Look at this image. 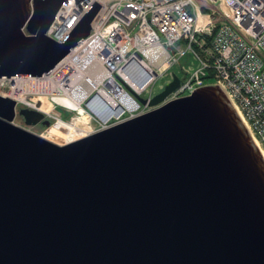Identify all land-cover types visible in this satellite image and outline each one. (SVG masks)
<instances>
[{
	"label": "water",
	"instance_id": "obj_1",
	"mask_svg": "<svg viewBox=\"0 0 264 264\" xmlns=\"http://www.w3.org/2000/svg\"><path fill=\"white\" fill-rule=\"evenodd\" d=\"M63 0H0V76L38 77L85 37L45 35ZM80 138L0 95V264H264V159L223 91L206 84ZM16 108V109H15Z\"/></svg>",
	"mask_w": 264,
	"mask_h": 264
},
{
	"label": "built area",
	"instance_id": "obj_2",
	"mask_svg": "<svg viewBox=\"0 0 264 264\" xmlns=\"http://www.w3.org/2000/svg\"><path fill=\"white\" fill-rule=\"evenodd\" d=\"M93 1L99 7L87 35L46 73L80 62L87 67L92 61L94 72L104 74L99 87L109 91L110 80L135 103L112 122L149 109L125 86L149 99L174 73L178 84L164 102L216 84L264 159V0H63L45 35L60 42ZM19 77L31 76H0V91L6 95L14 87L18 92L14 84ZM132 84L139 89L134 91ZM36 91L27 92L42 94Z\"/></svg>",
	"mask_w": 264,
	"mask_h": 264
},
{
	"label": "bare ground",
	"instance_id": "obj_3",
	"mask_svg": "<svg viewBox=\"0 0 264 264\" xmlns=\"http://www.w3.org/2000/svg\"><path fill=\"white\" fill-rule=\"evenodd\" d=\"M93 65L92 61L87 67L86 62H80V65H76L74 68L58 67L40 77L15 78L14 86L19 88V91L15 92L13 87L7 91L6 95L22 102V105L26 107L43 112L45 116L51 115L55 111L53 109L55 104L73 111L75 117H72L69 123L62 121L57 116L54 117L57 124L68 127L69 134L66 137V143L91 132L79 117L85 113V109L81 105L84 100L87 99L86 106L99 118L102 124L122 112L121 104L135 107V103L128 99L124 91L110 80L107 81L109 91L99 87L98 80L101 77L104 78V74L94 72ZM85 69L89 72H86ZM59 71H62L60 76L57 75ZM139 84H132L131 88L137 91L140 87ZM30 90H37L36 92L43 95L24 96V93ZM47 94H50L49 97L45 96ZM45 102L48 103L47 108H44ZM78 123L81 124L80 128H77Z\"/></svg>",
	"mask_w": 264,
	"mask_h": 264
},
{
	"label": "rangeland",
	"instance_id": "obj_4",
	"mask_svg": "<svg viewBox=\"0 0 264 264\" xmlns=\"http://www.w3.org/2000/svg\"><path fill=\"white\" fill-rule=\"evenodd\" d=\"M186 59H187L186 56H184L182 61H185ZM177 66L178 65H176L175 67L177 68ZM175 67H171L170 70L172 69V71H175L176 70ZM61 74H62V71H60L58 75L60 76ZM103 89H105V88H103ZM0 95L7 96V95H4V92H1V91H0ZM49 95L50 94H47L45 96L49 97ZM25 96H30V95L27 92ZM7 97H9V96H7ZM9 98H11V97H9ZM18 105L23 106L22 102L16 100L15 106H18ZM81 105L84 107L85 113H83L82 115H79V117L81 118L82 121H84V125H86V127L89 129V131L93 132L94 130H96L97 128L100 127L101 122H100L99 118L93 112H91L90 109L86 106V100H84L81 103ZM121 106H122V108H129V109L132 108L131 106H127L124 104H121ZM47 107H48V103L45 104L44 108H47ZM53 109L55 111L52 112L51 115L45 116L47 119H49L50 124L53 123V127H51V128H42L40 125H37V124L34 126L26 127L25 125L22 124L21 118L17 115H15V117L13 118V123L16 125H19L21 127H24L26 129H28L29 131L46 138L47 140H50V141L55 142L57 144H63L66 141V137L69 134V130H68V127L57 124L55 122L54 117L57 116L62 121L69 123L71 118L75 117V114L73 111H70V110L63 108L60 105H56V104L53 107ZM123 116H125V115L123 114L122 117ZM110 122H112V117L109 118L107 121H105L104 124H108ZM80 127H81V124L78 123L77 128H80Z\"/></svg>",
	"mask_w": 264,
	"mask_h": 264
},
{
	"label": "flooded vegetation",
	"instance_id": "obj_5",
	"mask_svg": "<svg viewBox=\"0 0 264 264\" xmlns=\"http://www.w3.org/2000/svg\"><path fill=\"white\" fill-rule=\"evenodd\" d=\"M37 125H40V124H37ZM41 126V125H40ZM51 127H53V123L52 124H50L49 126H47L46 128H51ZM43 128V127H42Z\"/></svg>",
	"mask_w": 264,
	"mask_h": 264
},
{
	"label": "trees",
	"instance_id": "obj_6",
	"mask_svg": "<svg viewBox=\"0 0 264 264\" xmlns=\"http://www.w3.org/2000/svg\"><path fill=\"white\" fill-rule=\"evenodd\" d=\"M45 104H47V103L45 102Z\"/></svg>",
	"mask_w": 264,
	"mask_h": 264
}]
</instances>
